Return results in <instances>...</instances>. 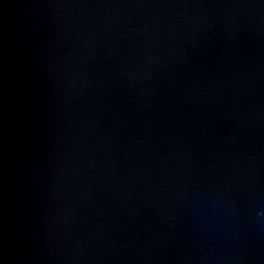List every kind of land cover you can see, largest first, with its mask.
<instances>
[{"label":"water","instance_id":"95a60500","mask_svg":"<svg viewBox=\"0 0 264 264\" xmlns=\"http://www.w3.org/2000/svg\"><path fill=\"white\" fill-rule=\"evenodd\" d=\"M0 264H264V0H0Z\"/></svg>","mask_w":264,"mask_h":264}]
</instances>
